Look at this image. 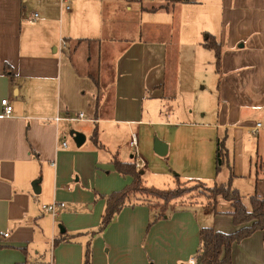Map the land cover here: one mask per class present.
I'll list each match as a JSON object with an SVG mask.
<instances>
[{"label": "crops", "instance_id": "0c3cea01", "mask_svg": "<svg viewBox=\"0 0 264 264\" xmlns=\"http://www.w3.org/2000/svg\"><path fill=\"white\" fill-rule=\"evenodd\" d=\"M165 6L166 0H0V264H86L88 251L90 264H190L203 227H241L221 196L215 211L191 194L166 209L163 201L132 194L101 229L109 195L133 183L114 160L140 157L146 187L170 189L152 172L174 188L231 180L248 211L254 194L264 197V0ZM209 34L221 45L219 71L215 51L205 46ZM183 44L193 52L188 66L209 61L218 77L210 122L181 108L182 96L192 93L182 83ZM4 98L14 106L11 116L4 115ZM81 111L85 119H66ZM258 122L257 135L248 133ZM72 130L86 135L81 146ZM216 138L230 155L219 172ZM202 141L211 145L204 157ZM158 156L166 158L163 172L151 169ZM54 202L66 203L58 215L42 207ZM233 261L264 264V231L235 243Z\"/></svg>", "mask_w": 264, "mask_h": 264}, {"label": "trees", "instance_id": "16d2710c", "mask_svg": "<svg viewBox=\"0 0 264 264\" xmlns=\"http://www.w3.org/2000/svg\"><path fill=\"white\" fill-rule=\"evenodd\" d=\"M176 2H190V0H166L165 7ZM205 46L215 51L217 70L219 71L221 64V45L215 40L213 35L209 34L206 37ZM95 140L98 141L96 136ZM229 159V150L224 145V139L220 140L218 146V172L222 168V165L228 164ZM114 163L120 173L133 176V183L122 191L114 192L109 195L106 210L102 217L101 229L112 221L114 216L122 210L126 201L134 193L148 192L160 197L164 200L161 207L162 209H166L174 198L182 196L185 192L178 187L174 189H159L156 187L143 186L141 172L137 169L134 162L124 163L114 160ZM180 184L181 183H178V186H180ZM209 189L214 195L213 210L216 211L215 203L219 196L231 201L234 210L230 212V214L233 217L234 223L241 227L232 233L218 231L213 227H203L200 230L201 247L196 254V264H235L233 261L234 244L241 242L256 231H264V197L262 198L254 194L251 197L252 210L248 211L243 203L242 194L233 186L231 180L224 183L216 182ZM90 257L91 254L90 251H88L86 264H90Z\"/></svg>", "mask_w": 264, "mask_h": 264}, {"label": "rangeland", "instance_id": "374dc122", "mask_svg": "<svg viewBox=\"0 0 264 264\" xmlns=\"http://www.w3.org/2000/svg\"><path fill=\"white\" fill-rule=\"evenodd\" d=\"M184 38V39H183ZM202 38H204L202 36ZM185 40V37H182ZM190 49L186 45H182V54H183V64H182V83L183 88L186 91L187 88L192 92L191 97L182 96L181 98V108H186L187 110H193L194 120L210 122V120L216 119V111H217V102L219 101V95L217 92L216 83L218 82V77L213 68V65L209 61H201L200 59H193L190 66H188V57H189ZM190 54H193L190 53ZM216 56V55H215ZM195 58H198L194 55ZM188 66V67H187ZM216 67H217V59H216ZM178 100L175 101V105L178 106ZM187 113V112H186ZM206 113L205 119H201L203 114ZM183 116H180L182 118ZM155 136L160 137L158 133ZM202 148L198 154H201V157L207 153V148H211V145L208 146L206 141H202ZM218 146L219 139L216 138V142L214 143V156L218 160ZM158 161L153 163L151 169H157L158 172H163L165 169V164L162 161H166L165 157L158 156ZM169 162V159L167 160ZM223 167V165H222ZM150 169V167H149ZM159 169H162L161 171ZM150 178L152 180H156L157 182L166 181L164 185H160L162 188H174L176 186L175 183H168L166 179L161 176V174H151ZM222 174H220V177ZM217 182V181H216ZM219 182V181H218ZM144 186V185H143ZM181 190L185 191L183 196L191 194L193 197H198L203 199V201H207L209 206H213L214 204V195L210 192V187L206 184L197 183V182H189V183H181L180 186H177ZM212 187V186H211ZM137 196L138 200L141 201H150L159 203L160 201H164L162 198L157 197L148 192H137L134 193Z\"/></svg>", "mask_w": 264, "mask_h": 264}, {"label": "built area", "instance_id": "2783aa9c", "mask_svg": "<svg viewBox=\"0 0 264 264\" xmlns=\"http://www.w3.org/2000/svg\"><path fill=\"white\" fill-rule=\"evenodd\" d=\"M67 8H69V6L67 5ZM38 16V14L36 13L35 16L32 18V20L36 19ZM2 105L4 107V115L6 116H11L14 112V106L11 104L10 99L9 98H4L2 99ZM63 118L61 117H56L55 120L59 121L62 120ZM68 120H83L85 119V113L84 112H79L77 117H69L66 118ZM262 123L258 122L254 125V127H251L248 130V133L252 134V135H257L258 131L262 128ZM61 148H67L68 147V143L67 142H62L61 143ZM134 162H135V166L137 168H141L144 164L143 160L140 157H136L134 158ZM66 203L65 202H54V203H50V204H43V209L45 211H48L50 213H52L53 215H58L59 214V208L65 207ZM190 264H196V257H192L189 260Z\"/></svg>", "mask_w": 264, "mask_h": 264}, {"label": "water", "instance_id": "95a60500", "mask_svg": "<svg viewBox=\"0 0 264 264\" xmlns=\"http://www.w3.org/2000/svg\"><path fill=\"white\" fill-rule=\"evenodd\" d=\"M71 135L73 136L77 146H81L86 140V135L84 133L80 132V131L72 130L71 131ZM159 146L162 147L163 145L159 144ZM160 149H162V148H160ZM160 149H157L158 154L165 155L166 149L164 151H162ZM36 192H40V188L36 187ZM61 230H62V232H64L65 231L64 227L61 228Z\"/></svg>", "mask_w": 264, "mask_h": 264}]
</instances>
